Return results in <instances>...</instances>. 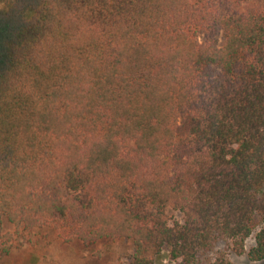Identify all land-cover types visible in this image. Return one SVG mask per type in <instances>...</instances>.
<instances>
[{
	"label": "trees",
	"instance_id": "16d2710c",
	"mask_svg": "<svg viewBox=\"0 0 264 264\" xmlns=\"http://www.w3.org/2000/svg\"><path fill=\"white\" fill-rule=\"evenodd\" d=\"M242 1L0 0V260L50 229L130 243L111 264L264 261V7Z\"/></svg>",
	"mask_w": 264,
	"mask_h": 264
},
{
	"label": "rangeland",
	"instance_id": "374dc122",
	"mask_svg": "<svg viewBox=\"0 0 264 264\" xmlns=\"http://www.w3.org/2000/svg\"><path fill=\"white\" fill-rule=\"evenodd\" d=\"M235 12L243 13L255 7H264V0H243L236 2ZM223 41V37L220 39ZM166 213L170 221H183V215L172 209ZM5 230H12V225L4 222ZM39 238L35 246L23 245L13 249L7 256L0 260V264H111L124 260L132 253L131 244L128 242H114L102 240L96 243L83 244L75 239L70 243H64L50 229L37 230ZM255 244V236L246 241V250ZM219 250H226L228 258L236 264H264V261L250 262L247 255L235 254L230 245L220 242ZM156 264H179L178 260L170 258L165 249Z\"/></svg>",
	"mask_w": 264,
	"mask_h": 264
}]
</instances>
